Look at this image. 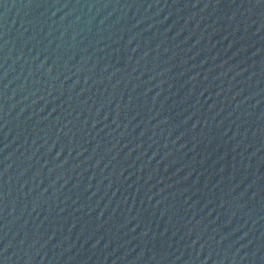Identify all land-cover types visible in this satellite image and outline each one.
I'll use <instances>...</instances> for the list:
<instances>
[{
  "label": "water",
  "instance_id": "water-1",
  "mask_svg": "<svg viewBox=\"0 0 264 264\" xmlns=\"http://www.w3.org/2000/svg\"><path fill=\"white\" fill-rule=\"evenodd\" d=\"M0 264H264V0H0Z\"/></svg>",
  "mask_w": 264,
  "mask_h": 264
}]
</instances>
